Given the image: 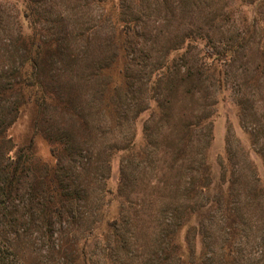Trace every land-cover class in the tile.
I'll return each mask as SVG.
<instances>
[{
  "label": "rangeland",
  "instance_id": "1",
  "mask_svg": "<svg viewBox=\"0 0 264 264\" xmlns=\"http://www.w3.org/2000/svg\"><path fill=\"white\" fill-rule=\"evenodd\" d=\"M0 121L2 263L264 264V0H0Z\"/></svg>",
  "mask_w": 264,
  "mask_h": 264
},
{
  "label": "trees",
  "instance_id": "2",
  "mask_svg": "<svg viewBox=\"0 0 264 264\" xmlns=\"http://www.w3.org/2000/svg\"><path fill=\"white\" fill-rule=\"evenodd\" d=\"M31 99V101H35L39 103V99L37 97H29ZM34 98V100H32ZM38 103H35L36 105H38ZM69 108L67 107V110ZM1 125L2 122L0 121V153H3L4 155L10 152V149H5L6 144L8 142V140L6 139V134L4 133L5 130L1 129ZM3 142V143H1ZM31 151H32V144H28L24 147H22L18 154H17V158H13L14 160V164L10 166V169L7 171V180H8V184L5 187H2L1 190L2 192L6 193V195L8 196V198L12 195L13 193V183L15 181L16 178H18V173H19V167H21V163H28L30 161V157H31ZM59 184V183H58ZM0 264H4L1 261V256H0Z\"/></svg>",
  "mask_w": 264,
  "mask_h": 264
}]
</instances>
